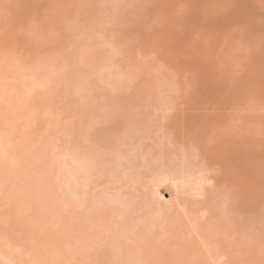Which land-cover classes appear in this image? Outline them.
<instances>
[{
    "label": "bare ground",
    "instance_id": "bare-ground-1",
    "mask_svg": "<svg viewBox=\"0 0 264 264\" xmlns=\"http://www.w3.org/2000/svg\"><path fill=\"white\" fill-rule=\"evenodd\" d=\"M0 264H264V0H0Z\"/></svg>",
    "mask_w": 264,
    "mask_h": 264
}]
</instances>
